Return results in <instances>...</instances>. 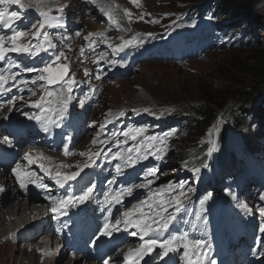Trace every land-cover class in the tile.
Wrapping results in <instances>:
<instances>
[{"label":"rangeland","instance_id":"obj_1","mask_svg":"<svg viewBox=\"0 0 264 264\" xmlns=\"http://www.w3.org/2000/svg\"><path fill=\"white\" fill-rule=\"evenodd\" d=\"M27 1L30 3V0ZM46 1L48 5L45 3L37 12H32L28 8L21 10L16 5H0L7 8L9 13L18 11L21 16V19L9 21L11 26L5 27L6 30L0 26V40H3L5 48L12 46L8 37L15 31L25 33L18 43L31 45L33 50L42 45V49L35 56L28 53L7 52L3 59H0V71L7 77V83L0 89V128L2 129L0 145L9 142L10 137H19L21 131L27 133V130H30L34 133L32 146H38L37 149L44 152L50 161L56 160L57 157L60 163H65L61 173L70 174L93 160L94 166L86 173L90 175L86 180L89 184L83 182L77 196L73 194L78 189L79 180L54 185L62 196H71L73 199L79 197L88 187L93 188V192L86 200L91 206H95L88 224L92 229L107 216L113 217V210L117 204L109 203L111 196L126 188H132L131 195H124L121 198V202L125 200L126 203L132 199L125 211L133 210L134 214L135 206L147 200L152 207L149 208L147 204L142 205L143 214L146 211L149 213L158 211L161 212V216L164 212L172 213L174 219L169 224V236L187 234L189 239L188 230L192 223L187 222L183 228L178 229L179 218L185 208L181 203L177 211L178 206L174 198H179L183 193L185 196H192L189 199L191 202L204 196L209 186L216 199L212 210L217 224L214 219L203 218L205 223L210 221L212 228L204 227L202 221L194 232L196 238L203 242V259H205L203 264H206V261H216L219 255L228 251L229 246H235L233 247L235 250L244 252L246 256L249 255L248 249L254 244L251 241L262 234L260 229L264 227V215H261V210L264 209V200L261 199L264 195V177L257 180V187H252L248 179L243 180L242 169L237 172L231 169L229 178L236 176L244 185L239 187L235 178L233 181L231 179L225 182L223 179L226 185H220L217 190L211 183L202 185V175L199 177L193 175L191 168L193 165L189 162L192 157L188 151L183 150L193 142L199 141L210 147L209 152L211 150V156L216 160L214 142L217 135L223 136L226 141L225 147L218 152L219 156L230 149L242 147V133L245 131L235 122L237 104L234 95L231 94L245 86L248 88L250 81L249 75L245 72V64L250 61V50L240 47L237 43V37L241 34L238 30L241 28L231 31L232 34L226 39L212 36L211 44L201 45L198 50L190 51L189 48H184L179 58L173 59L168 55V47L172 40L180 35H191L196 29L205 25L219 22L206 13L210 0H137V3H132V0H115L129 6L128 13L133 25L126 16L128 30L125 31L123 28L120 35H104L109 38L106 40L112 43L108 45L109 47L115 48L118 46L115 44L130 41L133 39L131 36H138L126 34H154V38L145 40V35H139L143 36L141 38L144 41L131 46L125 54L120 51L113 54L112 50H107L103 59L95 54L92 61L87 64L84 58L87 47L85 33L101 31L105 34L107 23L114 29V34H119L118 27L104 14H97L99 10L90 14L93 15L90 21L89 14L78 8L79 2L89 5L85 0ZM131 11L134 12V18ZM42 13H47L51 18V26L46 25L42 32L48 33V41L52 46L45 41L42 34L33 36L35 32L33 25L38 27L44 19ZM256 13L260 17V23L264 25V0ZM133 26L142 28L135 29ZM219 29L221 28H217ZM259 35L261 42L264 43V30H260ZM192 37L187 39L188 46ZM151 49L154 53L149 58L137 61ZM117 61H121L124 66L114 73L109 72V65ZM49 63L53 67L67 66L66 79L74 81L70 92L69 85L65 81L50 88L46 86L47 80H37L42 74L40 70ZM28 68L33 71H26L25 69ZM43 75L47 76L45 73ZM57 88L65 95V99L71 97L70 101L74 104L68 115L74 120L70 121L68 117L64 119L67 135L61 143L57 142V125L63 127L64 124L60 120L57 121L54 114L62 107L59 106L60 97L49 95L46 97L47 90L53 91ZM217 91L221 93L216 95L218 102H215L213 107V118L200 135L183 132L176 135L172 133V137L169 136L167 128H158V119L161 116H171L176 113L192 115L198 106L206 102L207 93L213 94ZM81 100H84L83 106L80 104ZM38 101L41 102V106H33ZM42 105H45L46 109H52L49 111L50 117L45 118L48 126L52 125V130L49 132L44 131L43 120L36 119L40 116ZM171 128L175 131V128ZM137 129L142 132L136 135L135 139L124 135L125 132L135 135ZM71 143H74L73 148L76 149L73 158L62 160L59 156L60 151L68 148ZM54 148H57L56 151H53ZM129 149L132 151L129 152ZM158 149L164 150L161 159H157ZM258 150L259 155L252 158V168L264 174V143H260ZM93 151L96 155H100L103 163L96 162L92 155ZM117 153L120 154L119 157ZM26 154V150L17 153L13 144L4 148V153L0 154V170L7 177L4 180L0 174L4 185L10 187L8 177L12 178V183L14 182L15 164L19 160L22 161ZM129 156L136 159V163L126 166L125 161ZM5 158L12 159V164L10 165L7 160L3 165ZM32 161L33 164L35 161H43L44 168L50 167L45 159L33 157ZM117 164L122 168L120 174L116 172ZM149 169H155V175H148ZM95 181H100L102 187L95 186ZM140 184H148V186L137 187ZM189 189L192 191H188ZM212 198L214 196H209L208 199ZM223 200L228 201V209L231 213V219L227 224L220 220L218 213L219 202ZM161 201L164 203L161 204ZM201 201L203 200L196 201L198 216H202L205 211L204 203ZM243 201L247 202L248 207H241ZM137 213L140 216V213ZM25 216L29 217L30 214L27 213ZM46 216L49 217L50 212L46 213ZM113 221L115 222L114 217ZM54 222L57 223L56 220ZM20 225L15 229L13 226L7 227L5 233L8 234L10 242L18 243L14 231ZM228 225V229L224 232ZM224 236L227 240L223 239ZM43 241L45 247L42 246L43 244H33L36 251L40 249L38 254L42 258L39 264L48 263L49 261L45 263L46 260H51V264H54L59 254L54 249L60 245L59 240L55 236L52 239L45 236ZM235 242H238L237 245H233ZM49 245H52V249ZM16 246L18 247L4 246L0 241V264H15L20 259L22 251L19 247L23 246V242ZM52 251L56 258L47 259ZM63 252L67 253V257L78 255L69 249ZM29 254L31 253L25 250V255ZM105 261L107 260L102 263L105 264ZM32 262L30 261V264Z\"/></svg>","mask_w":264,"mask_h":264},{"label":"bare ground","instance_id":"obj_2","mask_svg":"<svg viewBox=\"0 0 264 264\" xmlns=\"http://www.w3.org/2000/svg\"><path fill=\"white\" fill-rule=\"evenodd\" d=\"M93 1L100 8L105 7L106 9L110 10L111 14L114 16V19L118 23L117 29H119L120 32H122L121 30H123V28L125 31L129 29L128 26L126 25V15H125L126 9L124 8L125 6L123 4H120L119 2L115 0H93ZM45 3L48 5V2L46 0L45 1L30 0V3H29L30 7L28 8V10L32 12H37L40 10V8ZM131 13L134 18V12L131 11ZM99 35H102V34H99ZM99 35H94L95 37L91 41V45L95 47H101L103 45V42H102L103 39ZM126 35H138V36H131L132 38H135L134 42L137 44V43H141L144 41V39L141 38L143 36H139V35H146V34L145 33H137V34L131 33V34H126ZM86 63L88 64L90 62L88 61ZM123 66L124 65L121 61L118 62L117 70H119ZM55 92H59V89L55 90ZM55 116L58 119H60L58 113H55ZM22 136L23 135L20 134L19 137H22ZM63 136H64V132L59 133L58 139L63 140ZM25 141L26 140L24 139L22 143ZM25 145L29 149V153H34V149L37 147V146L33 147L31 143H27ZM73 145L74 143H72V145L68 149L67 155L69 156L74 154ZM40 155H43V153L40 152ZM96 161H100L99 158H97ZM51 162L53 166L48 171L38 170V169H32L29 171L31 172L30 180H34L36 182V185L27 186L25 191L17 190V191L12 192L11 187H9V185H3L2 182L6 180L7 177L2 175L4 180L1 181L0 179V193H1V189L4 188L5 192H9V197L0 198V225H1L0 241L2 245L9 246V247H12V246L18 247L16 245H18V243H20L21 241L23 242V246L19 247L20 250L22 251V254L20 256V259L15 264H30V261H33L32 264H39L42 258L40 257V254H38V251L40 249L36 251V249L33 247V244L35 243H37L38 245L43 244L42 246L45 247V243L43 241V238L45 237L44 234L49 232L50 234H53V236L58 237L60 239V242L63 243V246H58L57 250H54L57 253H59L54 264H102V261H99L102 255L95 256L94 254H90L89 252L85 251L84 248H81L80 256H75L72 258L71 257L68 258L65 254L61 253L64 248H72V250L76 251L78 249L77 247L78 241H76L75 244L70 243L67 239H64V237L67 236L69 232L67 231L64 232V230L54 229V224H55L54 221H52L50 218H47L45 216L42 217V216H38L35 214L34 209L38 207H42L43 204L50 201V199L46 197H63V196H60L57 188L53 187L54 185L57 184V182L55 179L52 178V176L57 171L60 172L61 169L65 166V163H60L59 161L55 159L51 160ZM30 167H31V163L28 162L24 169H28ZM0 174H1V170H0ZM37 184H43L46 187L44 188L37 187ZM78 190H81V187H79ZM40 194L45 195V198H43V200L42 198H40L39 196ZM131 201L132 199H130L127 203L123 202V208L126 207ZM121 208L122 207L120 205L115 207L113 211V216H115L116 220H120L122 222L123 216L119 214ZM27 213L30 214L29 217L25 216ZM151 218L155 219L154 216H151ZM26 220H28V222H31L32 223L31 225L40 224L41 230L35 231V228L33 226V229H32L33 233L29 235H26V234L24 235L23 230L25 229V227H27V224L26 223L24 224L23 222H26ZM19 224H21L20 227H18V229H16V231L14 232L18 243H12L9 241L8 234H6L5 231L8 226H13V228L15 229L17 225ZM61 224L63 223L59 222L58 226H60ZM119 225H116L114 230L120 229ZM153 227H156V225H153ZM127 231L129 232V234H127ZM134 232H136L137 235H132V233ZM112 233H114V231H111V234ZM139 234L140 233L138 229L129 226V229L125 230V234H123L120 237L121 242L125 241L124 247H122L121 244L117 245V253L114 256L110 257V259L107 261L108 264H122L126 253L140 246ZM118 235L119 233H116L114 236L116 237ZM103 236L100 237V240L102 241L100 248L104 250L105 247H104ZM163 236H166V234L160 235L159 238H162ZM129 245L130 246L132 245V249H130ZM174 246L176 248V244ZM51 249H52V245H51ZM25 250H28V252L31 254L25 255ZM54 251H52V253L47 257V259L56 258ZM156 252L158 253V251ZM235 253H236V250H235ZM176 254H177V249L174 252H171L168 259L160 258L157 264H173L174 257ZM47 261L49 262L46 263ZM45 263L51 264V260H46ZM149 264H153V262L151 261Z\"/></svg>","mask_w":264,"mask_h":264},{"label":"snow or ice","instance_id":"obj_3","mask_svg":"<svg viewBox=\"0 0 264 264\" xmlns=\"http://www.w3.org/2000/svg\"><path fill=\"white\" fill-rule=\"evenodd\" d=\"M132 3H137V0H132ZM0 5H16L18 6L19 9H27L30 7V4L26 2V0H0ZM101 12L107 16L112 23H116V20L112 16L110 10L106 9L105 7L100 8ZM44 19L39 23V26L37 27L36 25H33V28L35 29V32L33 33V36H39L43 35L45 41H48V33L47 32H42V30L47 26H51V18L48 17L47 13H42L41 14ZM125 15L130 17V13H128L125 10ZM21 19V16L18 11H12L11 13L8 12V9L5 7H0V23H3L5 27H10L9 21H15ZM25 35L24 32L21 31H15L13 34L8 37V40L11 41L12 46L10 48H5L3 40H0V59H3L5 53L7 52H16V53H28L29 55L35 56L39 53V51L42 49V45L37 46L35 50H33L31 45H23L21 43H18L22 39V37ZM135 41V38H133L130 41H124L121 45L116 46L113 48V54L116 52L122 50L124 47H127L129 44L133 43ZM49 45H51L50 41H48ZM63 55V53H61ZM59 59V57H57ZM101 59H103V56H101ZM26 71H33V69L28 68L25 69ZM53 69L50 65H46L43 69L40 70L42 73L40 76L37 77V80H47L49 84H54L57 83L61 80L64 79V76L67 74V66H60L59 70L57 71L55 76H45L43 73H52ZM7 83V77L3 74L2 71H0V89L3 88V85ZM68 87V91H71V85L74 83L73 80H67L65 82ZM48 95L51 96L53 93L48 92ZM71 97H68L66 99L62 100V107L59 109V115L62 118L64 113L67 110V104L70 102ZM81 106L84 104V100L80 101ZM33 106L40 107L41 104L40 102H36ZM46 111H52L51 108L46 109ZM123 115V113H121ZM31 118V117H30ZM37 120H39V117H36ZM103 127V125H101ZM47 131V128L44 129ZM142 132V130L137 129L136 134L132 135L131 132H125V136H131L132 139L136 138V135H139ZM155 139V138H153ZM163 143V141H161ZM132 150L129 149V152ZM157 159L163 158L164 155V150L163 149H158L157 150ZM68 154L67 148H65V155ZM83 154V153H82ZM211 154V150L210 153ZM117 157L120 156L119 153L116 154ZM146 158V157H143ZM25 159L29 160V163H32V158L26 154ZM126 166H131L132 164L136 163V159L132 158L129 156L127 160L125 161ZM88 164H85L84 167H88ZM40 167L42 170L48 171L47 169H44V166L41 164ZM20 166L17 165L16 169H13L14 175H16L17 180L20 182L21 188H26L27 184L24 182V180L21 179V173L19 171ZM194 172H199V169H194ZM116 172L117 174H120L122 172V168L120 164L116 165ZM156 170L155 169H149L148 170V175H155ZM79 175V171L73 172L71 174H64L59 171H57L52 178L56 180L58 184H62L63 182L75 180L76 177ZM151 183V181H149ZM148 184H140L137 185V187L140 188H146ZM37 187L44 188L46 187L43 184H37ZM163 191V189H161ZM188 191H192V189H189ZM93 192L92 187H88L79 197H76L75 199L77 202L83 203L86 201L90 194ZM132 194V188H126L122 192H118L115 195L111 196L109 203H116L119 204L121 202V198L124 195H131ZM183 195V193H181ZM211 194H209L210 196ZM209 196H205L204 200H207ZM51 200V203L53 205L52 211L53 212H61L64 208H66L68 205H70L73 202V197L71 196H65V197H46ZM151 197H149L150 199ZM261 199L264 200V195L261 196ZM175 204L178 206L177 211H179V206L181 205L180 199L174 198ZM204 201H201L203 203ZM161 204L164 203V201L160 202ZM147 204L149 208L152 207V204H149L147 200L141 201L140 205L135 206V212H139L140 216L139 218L132 219L133 216V210H129L128 212H125L124 215V220L123 223L126 226H130L133 228L138 229L140 233V239L143 241V243L140 245V247L136 250H130L124 257L125 262L129 261L130 257H136V260L132 261V264H139V259H142L145 255L148 253H151L153 249L159 248L161 249L159 255L160 258L163 259L165 256H167L169 253L174 252L176 250L175 248V242L180 241L182 242L181 246L184 249V258L187 262V264H198V261L200 259L201 253L200 249L203 247V242L201 240L195 239V240H190L187 238V234H184L182 236H169L167 239H157V238H149L145 240L144 238L146 236H149L150 234H153V236H159L163 232L167 231L169 228V224L172 222L174 217L169 216V217H162L161 212H156L155 215L157 217H160V219H152L149 216H145L143 212L141 211V206ZM241 207H245L244 205H241ZM261 215H264V209L261 210ZM121 223L120 220H116L115 225H112L113 228L116 227V225H119ZM153 225H156V227H153ZM261 232H264V227H262ZM104 235H111V231H109V225L105 224L104 229L102 230ZM132 235H137L136 232L132 233ZM195 257V259H194ZM105 264H108L107 261H105ZM211 264H215V261H212Z\"/></svg>","mask_w":264,"mask_h":264},{"label":"trees","instance_id":"obj_4","mask_svg":"<svg viewBox=\"0 0 264 264\" xmlns=\"http://www.w3.org/2000/svg\"><path fill=\"white\" fill-rule=\"evenodd\" d=\"M262 5L263 0H210L206 8L207 14L221 21L229 32L241 27L242 35L238 39V44L250 50V61L245 64V72L250 77L249 86L235 90L231 94L234 95L237 104L235 122L247 131L242 142L246 151L251 150L252 154L256 153L254 149L258 146V139L264 138V43L261 42L259 35L264 26L256 13ZM219 92L221 93V91L207 93L206 102L198 106L192 115L176 113L165 118L170 120L168 121L170 125H176L179 131L200 135L213 118V107L215 102H218L216 95ZM254 124L255 126L251 127ZM215 141L221 151L224 148V137L217 135ZM206 147L207 145L198 141L193 142L188 149L193 151V157H197ZM229 155L228 161L231 159V153ZM221 159H218L220 165L223 164Z\"/></svg>","mask_w":264,"mask_h":264},{"label":"water","instance_id":"obj_5","mask_svg":"<svg viewBox=\"0 0 264 264\" xmlns=\"http://www.w3.org/2000/svg\"><path fill=\"white\" fill-rule=\"evenodd\" d=\"M88 168V167H85V169Z\"/></svg>","mask_w":264,"mask_h":264}]
</instances>
